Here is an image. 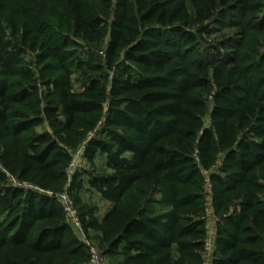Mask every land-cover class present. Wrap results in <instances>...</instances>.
Listing matches in <instances>:
<instances>
[{
	"label": "trees",
	"instance_id": "16d2710c",
	"mask_svg": "<svg viewBox=\"0 0 264 264\" xmlns=\"http://www.w3.org/2000/svg\"><path fill=\"white\" fill-rule=\"evenodd\" d=\"M215 25L232 48L205 42ZM106 36L105 65L77 58L78 42ZM24 48L38 51V78ZM119 58L127 74L107 89ZM44 121L51 133H36ZM100 123L84 157L107 172L85 185L110 209L99 219L81 205L79 219L113 264H203L204 175L219 219L212 264H264V0H0V264L87 261L53 199L5 184L60 191L66 150Z\"/></svg>",
	"mask_w": 264,
	"mask_h": 264
},
{
	"label": "rangeland",
	"instance_id": "374dc122",
	"mask_svg": "<svg viewBox=\"0 0 264 264\" xmlns=\"http://www.w3.org/2000/svg\"><path fill=\"white\" fill-rule=\"evenodd\" d=\"M6 11V19L1 22V25L5 27L8 24V20L10 18V14ZM5 36L8 42L15 43V45H18V38L19 35H13L7 31H5ZM225 36V37H224ZM230 38V39H228ZM234 33L231 30L228 29H220L218 25L211 26L209 28V34L205 35L204 40L207 43L208 41H214V42H223L225 44V47L227 49L232 48L234 44ZM230 40V41H229ZM78 47H75L76 56L77 58L81 60H86L88 58H97L105 65L106 61V48L108 44V36L105 37V39L102 41V43L97 47H88L84 45L83 43L78 42ZM23 54L21 56L24 64L31 70L35 78H38V69L39 67L36 64V54L38 51L33 52L29 48H24ZM126 63L122 61L121 58H119L116 61V64L112 67V69L107 70L105 72V83L107 89L110 87V81L111 78L117 74L119 71L125 72L124 74H127L125 70ZM80 79L81 76L79 74H74L71 77L72 84H73V90L75 92H78L80 89ZM41 88V87H40ZM42 92H46L45 88L40 89ZM206 104L208 107V111L203 119L204 126H209V113L212 108V100L211 97L206 98ZM106 105H104V111L106 110ZM101 123L98 124L96 129L89 132L86 137L78 144L76 147L72 149L66 150L71 157L70 163L67 166L65 173L67 171L69 172L66 183L62 187V189L58 192H54V194H62L65 193L71 200L73 207L75 211L77 212V215L79 216V206L84 205L88 206L89 208H94L96 210L97 217L100 219L109 209L110 205L103 200L100 199V197L90 190L86 185L85 182L90 174H105L107 171L104 166V158L102 156L97 155L92 163H89L87 159L84 157V151L86 148V145L92 138H96L98 132L101 130ZM35 132L38 134L42 133H51V129L48 127L47 123L44 121L41 125L37 126L35 128ZM219 165V164H218ZM217 165V166H218ZM67 176V175H66ZM7 182L5 184L6 187H18L27 189V186H30L26 183H19L13 178L6 176ZM208 179L207 175H204V179ZM74 183V184H73ZM75 183H80L81 188H76ZM21 186V187H20ZM37 193V191H35ZM38 194V193H37ZM152 200H158V196H151ZM57 203V202H56ZM58 204V203H57ZM60 207V205L58 204ZM162 209L163 207H158ZM232 211H235V207L232 208ZM70 226V224H68ZM217 226V224H216ZM72 229V228H71ZM76 239L84 246V242H88L92 246H94L100 253L102 257V263L103 264H113L115 258L107 256L104 254V248L102 245L99 244L97 241V235L89 232L87 233L83 232L84 236L80 235V233L74 231L72 229ZM85 240V241H84ZM86 249V248H85ZM87 252V250H86ZM88 255V252H87ZM88 259V258H87Z\"/></svg>",
	"mask_w": 264,
	"mask_h": 264
},
{
	"label": "built area",
	"instance_id": "2783aa9c",
	"mask_svg": "<svg viewBox=\"0 0 264 264\" xmlns=\"http://www.w3.org/2000/svg\"><path fill=\"white\" fill-rule=\"evenodd\" d=\"M69 172L67 171L66 175L68 177ZM21 187V186H20ZM30 191H37L38 194L44 195L48 198L53 199L55 202H57L60 205V208L64 212V216L66 219L67 224H70V227L80 233V235L84 236L83 234V228L81 226V222L79 219V216L77 215V212L75 211L73 204L67 194H54L52 192H44L36 187L33 186H27L26 187ZM24 189V187H23ZM203 195H204V206H203V215L202 219L205 222V231L208 229V222L212 221L215 224L219 222L218 217L215 215L213 207H212V193H211V185L209 180L206 178L204 179L203 184ZM85 241V240H84ZM208 244L205 243V247H207ZM84 247L86 248L88 252V259L83 264H103L102 263V257L101 253L91 244L88 242H84ZM203 264H212L211 260H203Z\"/></svg>",
	"mask_w": 264,
	"mask_h": 264
},
{
	"label": "crops",
	"instance_id": "0c3cea01",
	"mask_svg": "<svg viewBox=\"0 0 264 264\" xmlns=\"http://www.w3.org/2000/svg\"><path fill=\"white\" fill-rule=\"evenodd\" d=\"M208 229L205 231V243L208 244L207 247H205V250L203 252V260H211L213 259L214 252L216 250V245H215V236H216V224L212 221L208 222Z\"/></svg>",
	"mask_w": 264,
	"mask_h": 264
}]
</instances>
